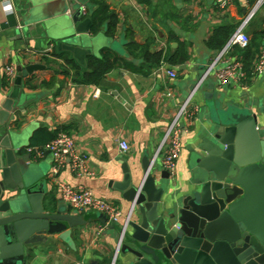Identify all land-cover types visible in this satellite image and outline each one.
Returning <instances> with one entry per match:
<instances>
[{
    "label": "crops",
    "instance_id": "1",
    "mask_svg": "<svg viewBox=\"0 0 264 264\" xmlns=\"http://www.w3.org/2000/svg\"><path fill=\"white\" fill-rule=\"evenodd\" d=\"M106 1L126 23L123 34L113 39L104 25L106 31L102 28L97 35L89 33L87 43L74 45L58 39L60 30H65L62 19L69 15L63 0H14L12 9H5L0 0V142L7 132L11 133L17 155H30L29 163L41 166L48 181L45 201L54 211L61 207L73 214L59 193L58 185L65 182L112 201L121 213L120 223L109 225L100 222V214L85 211L81 216L88 223L72 229L74 249L59 235H48L46 241L28 248V264H127L129 256L121 255L119 249L120 229L131 206L114 189L123 181V166L127 164L132 172L137 169L141 174L143 158L147 156L153 162L157 160L159 178L168 149L167 130L192 97V106L198 111L192 126L182 134L177 173L167 182L172 191L186 195L194 188L191 155L200 150L199 145L212 129L210 118L215 106L227 109L249 104L257 113L264 109V74L256 77L253 73L255 60L264 50V6L245 29L253 53L251 76L228 86H220L213 73L205 78L220 53L211 50L207 42L219 28L233 27V35L258 0H235L227 10L219 9L215 0H148L149 5L139 0ZM92 7L86 8L84 18L92 19L98 10ZM50 24L56 30L50 29ZM127 29L133 32L136 44L148 42L152 54L163 50L164 57L173 56L184 44L189 60L178 66L162 60L157 68L150 67L143 58L134 59L128 53ZM124 35L122 50L126 55L119 56L125 63L118 64L100 87L79 84L66 58L86 72L89 56L99 57L103 49H110L112 41ZM226 57L240 61L235 48ZM29 65H43L45 69L29 75ZM224 65L219 63L217 68ZM8 67L15 68L13 76L7 74ZM20 70L24 75L17 83ZM169 71L177 73L176 79L169 76ZM8 98L14 100V119L7 124V131L1 125V113ZM184 125L189 126L188 120ZM57 131L69 133L88 156L89 176L78 178L69 166L55 173L48 152L40 160L28 152L33 144L47 147L46 133ZM121 141L129 143L127 153L121 150Z\"/></svg>",
    "mask_w": 264,
    "mask_h": 264
},
{
    "label": "water",
    "instance_id": "2",
    "mask_svg": "<svg viewBox=\"0 0 264 264\" xmlns=\"http://www.w3.org/2000/svg\"><path fill=\"white\" fill-rule=\"evenodd\" d=\"M63 1L69 15L58 39L87 43L93 29L92 19L84 18L86 8L93 9L90 0ZM124 45L125 35L110 49L124 56ZM43 69L29 65L26 71ZM13 103L8 98L1 113L7 131ZM214 111L212 129L191 155L194 188L186 195L170 189L165 170L158 178L157 160L145 156L141 174L123 166V181L114 189L131 206L120 229L127 264H264V109L218 105ZM12 137L7 132L0 142V264H28V248L48 235H59L74 249L72 229L88 221L47 205L46 174L29 163L30 155H17ZM99 218L108 222L104 214Z\"/></svg>",
    "mask_w": 264,
    "mask_h": 264
},
{
    "label": "built area",
    "instance_id": "3",
    "mask_svg": "<svg viewBox=\"0 0 264 264\" xmlns=\"http://www.w3.org/2000/svg\"><path fill=\"white\" fill-rule=\"evenodd\" d=\"M13 1L14 0H1V3L5 9H12ZM214 2L219 9L227 10L235 0H215ZM256 4L257 5L251 10L240 28L232 35L226 47L218 54L214 60V64L208 69L205 78L212 73L215 74L216 81H218L220 86H228L233 82H243V80L247 79L243 63L235 59H227L226 56L235 46L245 49L250 45V38L245 33V29L250 25L256 13L264 6V0H258ZM255 61L254 76H261L264 74V50ZM219 63H224V67L217 68ZM15 71V68L8 67L7 74L13 76ZM168 74L173 79L177 77V73L175 72L169 71ZM192 105L193 101L191 97L180 108L177 116L167 130L165 144L168 145V149L162 158V165L171 179H173L177 173L179 158L183 150L181 140L182 134L192 126L194 122L193 119L198 111V108H194ZM185 119L189 122L188 127L184 125ZM120 148L123 152L127 153L130 150V145L126 141H121ZM28 152L31 155L33 154L35 160L44 158L45 154L48 152L54 163L55 173H59L64 167L69 166L72 173L78 178L90 175L88 169V156L79 150L75 139L66 131L58 133L57 137L50 142L47 147H29ZM58 187L62 200L70 206L73 214L81 215L85 211H92L100 215L104 214L106 218H108L107 224L109 225L120 223L121 213L112 201L98 198L90 189L84 187L76 188L65 182L60 183ZM122 244L123 240H121L119 249Z\"/></svg>",
    "mask_w": 264,
    "mask_h": 264
},
{
    "label": "trees",
    "instance_id": "4",
    "mask_svg": "<svg viewBox=\"0 0 264 264\" xmlns=\"http://www.w3.org/2000/svg\"><path fill=\"white\" fill-rule=\"evenodd\" d=\"M141 3L149 5L148 0H139ZM91 5H94L98 10L94 13L92 17V32L91 34L97 35L103 28L104 25H107V35L113 39H117L123 34L125 22H122V19L118 13L112 11L110 6L107 4L106 0H91ZM127 15H125V19ZM124 26V27H122ZM235 28H219L215 31L213 37L207 42L211 50H217L221 52L226 45L228 44L229 38L234 32ZM262 38L264 39V32L261 33ZM127 40L130 41L128 46V53L134 59L143 58L146 64H149L150 67L157 68L161 65L162 60H165L168 64L172 66L183 65L189 60V54L187 52V47L184 44H181L180 47L175 50V54L169 57H164V51L159 50L156 53L152 54L149 51L150 45L148 42L144 45L136 44L134 42V34L130 29H127L126 34ZM240 53V62L243 63L247 78L251 76L252 67V58L253 53L251 51V46L242 49L239 46L234 47ZM125 63V61L109 48H105L101 51L99 57L89 56L88 57V70L86 72H81L78 67L74 64L72 60L66 58V64L70 69L74 70L79 84H86L95 87H100L101 84L105 81L107 75L111 73L118 67V64ZM127 64V63H126ZM66 74H69V71H66ZM75 80V82H77ZM57 131L55 134L46 133L45 142L50 144L60 133ZM37 139V137H36ZM37 141V140H36ZM35 143V142H34ZM37 144V143H36ZM37 146V145H35ZM33 144V147H35ZM49 201L54 204L55 200L48 198Z\"/></svg>",
    "mask_w": 264,
    "mask_h": 264
}]
</instances>
